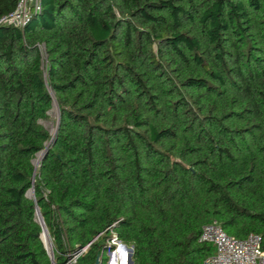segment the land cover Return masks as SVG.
<instances>
[{"label": "trees", "instance_id": "1", "mask_svg": "<svg viewBox=\"0 0 264 264\" xmlns=\"http://www.w3.org/2000/svg\"><path fill=\"white\" fill-rule=\"evenodd\" d=\"M39 3L0 24V264H53L37 207L55 264L112 233L134 264H203L215 221L264 241V0Z\"/></svg>", "mask_w": 264, "mask_h": 264}, {"label": "built area", "instance_id": "2", "mask_svg": "<svg viewBox=\"0 0 264 264\" xmlns=\"http://www.w3.org/2000/svg\"><path fill=\"white\" fill-rule=\"evenodd\" d=\"M30 1L20 0L16 10L3 17L0 20V24H14L24 27L29 20L28 3ZM35 10L37 12L40 10L39 0H35ZM200 242L210 244L215 249V253L208 256L203 261V264H264V241L262 236L258 234L252 233L245 239H238L228 235L215 221L203 227ZM127 247L118 239L115 233H112L107 249L111 250L114 248L115 250L109 253V264H130V257L122 259L120 253V251L124 250L131 256L134 253V249ZM86 251L87 248L71 255L68 264H76L80 256Z\"/></svg>", "mask_w": 264, "mask_h": 264}, {"label": "rangeland", "instance_id": "3", "mask_svg": "<svg viewBox=\"0 0 264 264\" xmlns=\"http://www.w3.org/2000/svg\"><path fill=\"white\" fill-rule=\"evenodd\" d=\"M40 122L49 131L51 136L55 135L56 129H57V126H58V122H59V112H58V108H57L56 104H55L54 108L51 110V112L49 113V119L41 120ZM41 156H42V153L37 155V157H36V159L34 161L35 166H38L39 162L41 161V159H40ZM28 197L33 199V200L35 199V194H34L33 190H30L28 192ZM107 246H108V243H107ZM46 247H47L48 252L50 254H52V256H53V246H52L51 240H50V245L49 246L46 245ZM127 248L133 249V247H130V246L127 247ZM114 250H115L114 248H112L111 250L110 249H106L105 250V254H102V257H103V255H105V258H108L107 261H106V264H109V262H110L109 253H111ZM120 253H121L122 259H126L127 257L128 258L130 257L129 254L126 253L124 250L120 251ZM133 254H132L131 258H132V261L134 262ZM102 257L99 259L100 260L99 264H102V262H101L102 261Z\"/></svg>", "mask_w": 264, "mask_h": 264}, {"label": "water", "instance_id": "4", "mask_svg": "<svg viewBox=\"0 0 264 264\" xmlns=\"http://www.w3.org/2000/svg\"><path fill=\"white\" fill-rule=\"evenodd\" d=\"M47 152H48V147L42 152V156H41V158H40L41 160L45 157V155L47 154ZM37 217H38V221H39V223H40L42 229L46 231V234H47V236L49 237L48 230H47V228H46V225H45V223H44L43 217L41 216L38 207H37ZM49 239H50V237H49ZM44 244H45V243H44ZM45 246H46V245H45ZM46 248H47V247H46ZM131 251H132V250H131ZM131 253H132V252H131ZM50 256H51V259H52V261H53V264H55V263H54V260H53V256H52V254H50ZM131 257H132V255L130 256V264H133L134 262L132 261V258H131ZM96 264H99V259H97Z\"/></svg>", "mask_w": 264, "mask_h": 264}, {"label": "bare ground", "instance_id": "5", "mask_svg": "<svg viewBox=\"0 0 264 264\" xmlns=\"http://www.w3.org/2000/svg\"><path fill=\"white\" fill-rule=\"evenodd\" d=\"M42 239H43V242L45 243V245H47V246L50 245V239H49V237L47 236L45 230H43ZM48 249H49V248H48ZM117 257H118V255H117Z\"/></svg>", "mask_w": 264, "mask_h": 264}]
</instances>
